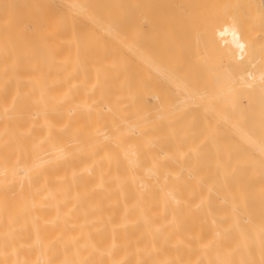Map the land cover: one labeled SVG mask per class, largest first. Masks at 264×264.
I'll use <instances>...</instances> for the list:
<instances>
[{"label":"bare ground","instance_id":"6f19581e","mask_svg":"<svg viewBox=\"0 0 264 264\" xmlns=\"http://www.w3.org/2000/svg\"><path fill=\"white\" fill-rule=\"evenodd\" d=\"M0 5V264H264V0Z\"/></svg>","mask_w":264,"mask_h":264},{"label":"rangeland","instance_id":"374dc122","mask_svg":"<svg viewBox=\"0 0 264 264\" xmlns=\"http://www.w3.org/2000/svg\"><path fill=\"white\" fill-rule=\"evenodd\" d=\"M3 2H4V3H3ZM14 2H15V3H14ZM8 3H9V4H7L6 0H0V4H3L5 9H6L7 6H9V5H10V6H18L17 3L20 4V0H19V2H17V3H16L15 0H13V1L10 0ZM5 4H7L6 7H5ZM15 4H16V5H15ZM0 7H1V5H0ZM2 8H3V7H2ZM0 9H1V8H0ZM2 10H3L2 13L5 12V15H6V11H5L4 9H2ZM0 12H1V11H0ZM5 15L3 14V16H2V14H0V16L4 17V18L0 17V21H3V19H6V18H5ZM1 19H2V20H1ZM5 23H6V22L0 23V26H1V24H2V26H3V28H4L5 26H4L3 24H5ZM170 24H171V28H172L171 30H173V32L175 31L176 33L174 34L175 36H174V35L172 36V38H171V36H166V37H167V38H171V40H173V41H174L175 38H177L176 41H178V40H179V42H180V41H183V40H184V39H183L184 36H181V34H182V33H181V29L179 30V28H177V26H175L173 22H170ZM168 25H169V24H168ZM167 27H168V26H166V28H164V29H162V28L157 29V31H159V32L162 31V32H163V33L161 34L162 38H164V35H167V31H166V30H168ZM1 29H2V28H1ZM161 29H162V30H161ZM3 30H4V29H3ZM3 30H2V31H3ZM5 30H6V29H5ZM3 32H5V31H3ZM0 33H1V31H0ZM5 33H6V32H5ZM168 33H169V32H168ZM170 33H171V32H170ZM170 33H169V34H170ZM3 34H4V33H1L2 36H3ZM169 34H168V35H169ZM171 34H172V33H171ZM178 34H179V35H178ZM182 35H183V34H182ZM2 36H1V38H2ZM159 36H160V35H159ZM161 36H160V37H161ZM173 37H174V38H173ZM1 38H0V42L3 43V42H4V39H5L6 37L3 36V40H2ZM1 40H2V41H1ZM174 42H175V41H174ZM4 43H5V42H4ZM2 45H3V44H2ZM3 46H5V45H3ZM3 49H4V48H3ZM2 53H3V52H2ZM3 54H4V53H3ZM4 56H5V55H4ZM2 61H3V60H2ZM3 62H4V61H3ZM3 62H2V63L0 62V66H3V65H4Z\"/></svg>","mask_w":264,"mask_h":264}]
</instances>
